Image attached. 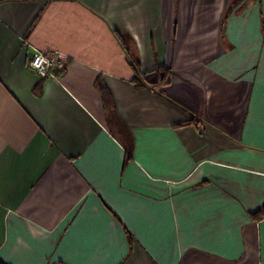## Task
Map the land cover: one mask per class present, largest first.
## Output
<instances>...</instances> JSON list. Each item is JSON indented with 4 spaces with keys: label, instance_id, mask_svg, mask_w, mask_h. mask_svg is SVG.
<instances>
[{
    "label": "crops",
    "instance_id": "crops-1",
    "mask_svg": "<svg viewBox=\"0 0 264 264\" xmlns=\"http://www.w3.org/2000/svg\"><path fill=\"white\" fill-rule=\"evenodd\" d=\"M263 206L264 0H0L3 262L264 264Z\"/></svg>",
    "mask_w": 264,
    "mask_h": 264
},
{
    "label": "built area",
    "instance_id": "built-area-1",
    "mask_svg": "<svg viewBox=\"0 0 264 264\" xmlns=\"http://www.w3.org/2000/svg\"><path fill=\"white\" fill-rule=\"evenodd\" d=\"M67 58L57 52H35L32 57L30 68L33 70L42 80L56 79L65 70Z\"/></svg>",
    "mask_w": 264,
    "mask_h": 264
},
{
    "label": "trees",
    "instance_id": "trees-1",
    "mask_svg": "<svg viewBox=\"0 0 264 264\" xmlns=\"http://www.w3.org/2000/svg\"><path fill=\"white\" fill-rule=\"evenodd\" d=\"M129 57L131 58L132 61V65L134 67V70L138 73L139 77L144 80L145 83H147L148 85H152L154 88L157 87H161L166 83V80L170 77L171 71L165 67H159L157 68V70L155 71V73L158 75V78L160 79V82H155V83H151L149 81H147L146 79V75H144L139 67V65L133 60V57L131 54H129ZM101 86V90L102 92H105L107 90L106 87ZM132 159V155H127L126 160H125V164L128 163L130 160ZM264 216V206L263 208L257 213L255 214L253 217L254 218H259L261 219ZM0 264H6L5 262H3L0 259Z\"/></svg>",
    "mask_w": 264,
    "mask_h": 264
}]
</instances>
